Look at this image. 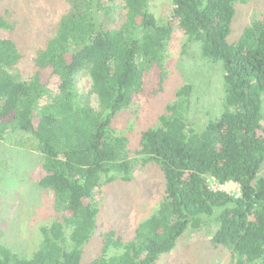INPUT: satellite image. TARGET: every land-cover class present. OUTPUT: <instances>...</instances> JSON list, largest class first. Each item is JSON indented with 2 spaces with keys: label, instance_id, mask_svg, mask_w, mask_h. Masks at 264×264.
I'll list each match as a JSON object with an SVG mask.
<instances>
[{
  "label": "trees",
  "instance_id": "trees-1",
  "mask_svg": "<svg viewBox=\"0 0 264 264\" xmlns=\"http://www.w3.org/2000/svg\"><path fill=\"white\" fill-rule=\"evenodd\" d=\"M69 1L55 34L36 50L30 80L15 74L24 54L9 11H0V140L16 131L33 136L42 155L35 182L53 191L58 212L41 227L33 254L0 243V264L85 263V245L99 229L96 192L131 180L128 138L112 122L143 90L149 66L164 79L175 28L199 43L204 57L222 63V113L196 127L189 117L193 86L177 90L134 151L143 165L162 170L166 200L131 240L104 233L102 253L89 264H159L189 227L207 228L213 246L230 252L235 264H264V18L232 42L236 5L248 0H172L166 24L158 23L149 0H123L119 21L110 23L116 3ZM84 72L97 108L80 90ZM209 177L237 183L240 196L213 189Z\"/></svg>",
  "mask_w": 264,
  "mask_h": 264
},
{
  "label": "rangeland",
  "instance_id": "rangeland-1",
  "mask_svg": "<svg viewBox=\"0 0 264 264\" xmlns=\"http://www.w3.org/2000/svg\"><path fill=\"white\" fill-rule=\"evenodd\" d=\"M101 1L116 3L117 10L109 23L113 18L119 21L123 0ZM70 7L69 0H0V11H9L15 40L24 54L15 70L20 80L31 79L36 70V50L55 34ZM149 8L159 24H166L172 14V0H149ZM262 18L264 0L237 4L230 41L237 40L245 27ZM166 53L164 79L161 80L158 67L149 66L143 90L135 95L131 107L118 113L112 122L115 133L128 138L131 180H115L96 192L99 229L85 245L84 264L102 253L104 233L113 230L115 238L131 240L138 224L156 213L166 200L162 170L153 164L143 165L134 151L141 132L157 124L159 115L175 100L177 90L187 83L193 86L189 117L196 127L218 119L222 113L225 97L222 63L204 57L199 43L188 42L179 28L174 29L168 40ZM79 79L80 90L90 95V103L97 108V96L91 92L88 73L84 72ZM41 159L31 134L10 132L0 140V243L28 256L39 247L41 227L50 225L58 216L53 191L35 182ZM259 175H264V161ZM209 183L213 189L219 188L216 179L209 177ZM210 235L207 228H187L175 247L161 256L159 264H235L230 252L213 246Z\"/></svg>",
  "mask_w": 264,
  "mask_h": 264
},
{
  "label": "built area",
  "instance_id": "built-area-1",
  "mask_svg": "<svg viewBox=\"0 0 264 264\" xmlns=\"http://www.w3.org/2000/svg\"><path fill=\"white\" fill-rule=\"evenodd\" d=\"M218 189L226 191L227 193L233 195L235 198H238L241 193L239 185L234 182H228L224 184L219 183Z\"/></svg>",
  "mask_w": 264,
  "mask_h": 264
}]
</instances>
